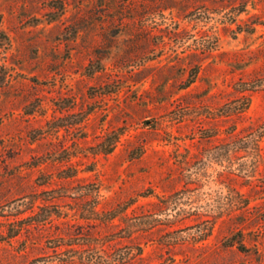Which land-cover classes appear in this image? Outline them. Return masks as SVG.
<instances>
[{"label": "rangeland", "instance_id": "1", "mask_svg": "<svg viewBox=\"0 0 264 264\" xmlns=\"http://www.w3.org/2000/svg\"><path fill=\"white\" fill-rule=\"evenodd\" d=\"M263 121L264 0H0V264H264Z\"/></svg>", "mask_w": 264, "mask_h": 264}, {"label": "trees", "instance_id": "2", "mask_svg": "<svg viewBox=\"0 0 264 264\" xmlns=\"http://www.w3.org/2000/svg\"><path fill=\"white\" fill-rule=\"evenodd\" d=\"M245 109V106L242 107L241 109H239L241 112H243V110ZM260 132H259V137L262 138L264 136V121H263V124L261 125L260 127Z\"/></svg>", "mask_w": 264, "mask_h": 264}]
</instances>
